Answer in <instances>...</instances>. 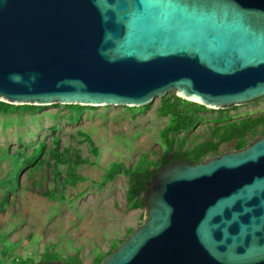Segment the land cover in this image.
<instances>
[{
    "label": "water",
    "instance_id": "obj_1",
    "mask_svg": "<svg viewBox=\"0 0 264 264\" xmlns=\"http://www.w3.org/2000/svg\"><path fill=\"white\" fill-rule=\"evenodd\" d=\"M171 91L214 110L264 97V0H0V102L138 108ZM143 196L100 264H264V136L162 167Z\"/></svg>",
    "mask_w": 264,
    "mask_h": 264
},
{
    "label": "rangeland",
    "instance_id": "obj_2",
    "mask_svg": "<svg viewBox=\"0 0 264 264\" xmlns=\"http://www.w3.org/2000/svg\"><path fill=\"white\" fill-rule=\"evenodd\" d=\"M160 104L161 98H155L144 110L109 105L85 108L81 114L54 104L38 112L0 114V199L8 196L0 213V264H9L17 257L38 263L48 247L62 258L76 254L82 264H94L97 254L107 253L113 244L120 245L129 231L141 225L144 208H126L125 175L118 173L101 187L98 183L112 163L133 166L142 153L157 159L161 130L169 119L160 116ZM263 114L264 97L219 110L206 108L197 113L193 126L175 138H186L188 149L210 137L212 121L219 116L238 121ZM260 131L261 127L254 140ZM80 133L90 136L96 156ZM56 143L63 156L56 164L61 178L73 167L84 182L64 185L54 178L51 151ZM40 144L45 149L38 169L20 172L23 160ZM233 145H220L215 156L233 151ZM76 154L90 163L75 165ZM215 156L209 155L203 162ZM44 192L56 198L50 199Z\"/></svg>",
    "mask_w": 264,
    "mask_h": 264
},
{
    "label": "trees",
    "instance_id": "obj_3",
    "mask_svg": "<svg viewBox=\"0 0 264 264\" xmlns=\"http://www.w3.org/2000/svg\"><path fill=\"white\" fill-rule=\"evenodd\" d=\"M77 114H81L85 108H93L89 106L79 105H66ZM149 104L142 106L141 110L147 109ZM44 106H15L0 102V114H10L17 111L38 112L41 111ZM136 109V108H129ZM206 108L195 103L188 102L177 96H166L161 98V104L159 108V114L162 117L169 118L165 127L161 130L162 146L161 151L156 160H151L148 153H142L137 158V161L133 166L125 167L121 163H112L107 170H105L101 181L98 185L101 187L104 183L112 181L116 174L121 173L128 178V187L126 189V208L128 210L143 209L144 208V192L147 188V183L150 181L151 176L156 173L160 168L168 166L169 164L178 161L185 160L191 164H197L203 162V160L209 155H217L220 145L234 142L233 150H241L251 143L256 135V131L261 127L259 137L264 136V114L257 117H245L238 121H234L229 116H219L212 121V128L210 131V137L197 144L192 145L190 148H186L187 139L180 138L176 140L175 136L181 132L186 131L195 123V116L199 111ZM173 134L171 138L169 135ZM83 140L88 143L90 150L95 153L96 148L90 136L86 133H80ZM251 137L250 142L248 138ZM44 144H40L33 150L31 155L23 160V165L20 172L24 170H36L41 162V154L44 152ZM69 155V154H67ZM51 157L53 160V173L54 178L59 179L62 184L75 185L79 182H84L85 178L79 174H76L73 167L67 168V175L65 178H61L59 172L56 169V164L62 159L58 143L55 144L51 151ZM68 158V156H67ZM65 158V161L67 160ZM75 165L89 164L90 161L82 159L79 154L75 155ZM48 166V164H46ZM18 179V175L17 178ZM50 199H55V195L51 192L43 193ZM8 203V196H4L0 199V213H2ZM132 232L129 231L126 237ZM125 237V238H126ZM119 245H111L107 253H99L94 259V264H100L102 260L108 256ZM17 260L21 264L34 263L30 259L23 260L17 257ZM39 264H82L81 260L76 254L62 258L57 252L51 248H46L40 256Z\"/></svg>",
    "mask_w": 264,
    "mask_h": 264
},
{
    "label": "built area",
    "instance_id": "obj_4",
    "mask_svg": "<svg viewBox=\"0 0 264 264\" xmlns=\"http://www.w3.org/2000/svg\"><path fill=\"white\" fill-rule=\"evenodd\" d=\"M9 264H21V263H19L17 260H13Z\"/></svg>",
    "mask_w": 264,
    "mask_h": 264
}]
</instances>
